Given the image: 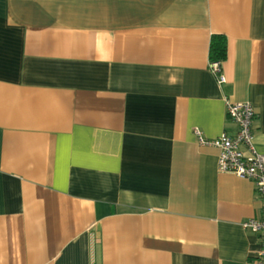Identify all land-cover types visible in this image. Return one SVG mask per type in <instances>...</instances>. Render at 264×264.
Segmentation results:
<instances>
[{
    "label": "crops",
    "instance_id": "obj_1",
    "mask_svg": "<svg viewBox=\"0 0 264 264\" xmlns=\"http://www.w3.org/2000/svg\"><path fill=\"white\" fill-rule=\"evenodd\" d=\"M226 101L264 155V0H0V264H256Z\"/></svg>",
    "mask_w": 264,
    "mask_h": 264
},
{
    "label": "built area",
    "instance_id": "obj_2",
    "mask_svg": "<svg viewBox=\"0 0 264 264\" xmlns=\"http://www.w3.org/2000/svg\"><path fill=\"white\" fill-rule=\"evenodd\" d=\"M210 69L218 85L224 84L225 78L221 73L220 63L211 62ZM226 114L237 127L235 136L222 134L216 139L207 140L195 131L197 142L201 146L218 149L217 169L220 173L231 174L253 183L263 205V214L260 219L247 220L242 227L253 234H261L264 241V155L257 153L253 145L255 112L249 103L226 101ZM256 264H264V242Z\"/></svg>",
    "mask_w": 264,
    "mask_h": 264
},
{
    "label": "trees",
    "instance_id": "obj_3",
    "mask_svg": "<svg viewBox=\"0 0 264 264\" xmlns=\"http://www.w3.org/2000/svg\"><path fill=\"white\" fill-rule=\"evenodd\" d=\"M227 57V43L222 36H213L210 40L209 59L210 62H223Z\"/></svg>",
    "mask_w": 264,
    "mask_h": 264
}]
</instances>
